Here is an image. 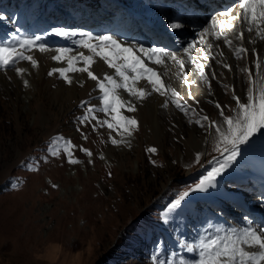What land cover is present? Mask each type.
Segmentation results:
<instances>
[{
  "label": "rangeland",
  "instance_id": "1",
  "mask_svg": "<svg viewBox=\"0 0 264 264\" xmlns=\"http://www.w3.org/2000/svg\"><path fill=\"white\" fill-rule=\"evenodd\" d=\"M29 3L34 4L30 0L24 7ZM38 4L43 6L46 1ZM0 25L6 26V20ZM221 47L214 50L215 60L208 57L206 65L210 67L205 71L212 91L220 93L222 106L229 105L224 111L231 115L235 102L232 92L222 85L246 98L247 74L242 69L249 67L248 61L252 67L253 56L249 52V58L238 61L228 46ZM218 52H223V62L231 71L217 63L221 60ZM30 54L38 67L33 69L26 61L18 64L27 70L22 78L14 70L0 71V264H153L157 252L159 260H191L196 253L187 252L181 243L195 244L202 234L239 223L237 209L226 205L238 213L232 217L204 198L221 195L220 191H241L244 184L238 182L245 176L248 156L263 155L264 138L245 146L247 150L218 178L223 187L219 193H192L180 209L164 219L167 205L177 194L187 191L223 160L214 150V133L194 122L197 115L219 119L215 103L204 94H209L208 86L194 73H188L193 82L188 77L190 83H185L182 76L176 85L171 81L168 85L195 113L185 115L172 104L168 108L136 105L132 113L122 109V114L137 120L138 128L127 138L130 147L114 146L108 137L120 140L115 131L107 126L92 131L96 121L77 122L85 112L80 107L82 101L99 105L100 93L81 76L85 73H69L73 82L66 84L58 73L48 76L53 67H67L50 59L55 53ZM171 72L169 75L177 78ZM213 72L215 80L211 79ZM25 79L29 87L24 86ZM154 112L156 121L151 120ZM96 115L100 120L110 119L102 112ZM81 132L87 135L86 140ZM57 136L77 146L73 155L79 164H68L63 153L60 157L48 155L50 140ZM79 147L91 151L92 157ZM149 147L157 152L148 153ZM29 160L39 161L37 171L21 166ZM222 199L215 201L224 203Z\"/></svg>",
  "mask_w": 264,
  "mask_h": 264
},
{
  "label": "snow or ice",
  "instance_id": "2",
  "mask_svg": "<svg viewBox=\"0 0 264 264\" xmlns=\"http://www.w3.org/2000/svg\"><path fill=\"white\" fill-rule=\"evenodd\" d=\"M7 19L9 23H15L11 18ZM161 19L164 27L174 36L178 35L179 30L187 27L185 23L180 22L179 17H169L167 13H163ZM5 20L6 17L0 14V23ZM234 21L242 22L246 25L248 33L254 32L255 38L264 41V0H232V4L223 7L222 10H214L213 14L208 17L206 26L196 33L199 40L187 43L182 48V55L177 51L166 50V47H146L143 44L132 43L130 40L125 42L115 35H94L86 31H68L57 27L49 35L71 40L75 48L49 47L42 42L44 36L41 35L12 36L10 40L0 43V71L7 73L14 70L16 76L22 78L27 70L17 67L18 64L26 61L33 69L38 67L37 59L30 53L34 50L41 54L54 51L55 54L50 59L57 63H66L67 67H53L48 72V76L58 73L60 79L71 85L73 81L69 73H86L89 80L95 81V87L100 93L97 98L98 106L91 105L88 101L81 102L80 107L85 109V112L83 116L77 117V122L84 125L86 122L96 121L92 125V131H96L98 127L107 126L121 137L120 140H116L109 135L108 139L112 145L130 147V140L127 138L132 137L133 132L137 130L138 122L135 118L122 114L121 110L128 113L135 112L137 109L133 101H143L155 93L164 98L161 107L168 108L169 104H172L185 115L190 112L195 113V109L180 102V94L171 85L166 84L162 78L168 76L173 67H178L185 83H188L187 65H195L199 69L198 74L201 80L208 86L209 95H212L209 74L205 71V68L210 66L200 62L207 56H211L213 60L216 59V56L211 55L214 47L212 40L219 41L223 38L224 45L228 46L238 61L249 58V49L244 46V32L235 35V39L241 41L240 46H233V40L228 36V32L234 30ZM16 31L19 32L20 29L17 28ZM75 37L79 38L73 39ZM209 37L211 39H208ZM248 42L255 44L256 39ZM77 49L85 51H77ZM193 49L201 53L199 58L192 55ZM217 55L221 57L217 63L231 71V66L223 62V52H218ZM251 55L255 57L251 61L255 72L252 71V67L242 69V72L247 74L246 98L244 95L236 94L228 85H222L226 91L232 92L231 100L235 102V106L230 108L231 115L224 111L225 108H229V105L222 106L219 102H214L215 108L219 110V119L197 115L194 121L200 127L205 128L209 134L214 133V150L223 157L222 162L218 161L217 166L201 176L198 182L189 186L187 191L178 193L177 197L167 205L164 219L167 220L169 213L180 209L192 193H209L211 189L219 190L220 180L218 178L224 176L230 166L236 162L237 157L242 154V150H247L245 146L251 147L257 139L264 138V56L256 49L251 50ZM97 58L103 61L108 69L113 70L112 73L105 72L103 79L92 70L93 65L97 64ZM151 64L158 66L162 71L154 69L150 66ZM211 79H216L214 72L211 73ZM142 81L150 86V91L141 83ZM23 84L29 87L26 79L23 80ZM121 90L133 100H127ZM189 98H192L191 93H189ZM100 112L110 119H98L96 113ZM77 131L80 129L78 128ZM81 136L85 140L88 138L83 132ZM76 148L77 146L70 140L57 136L50 140L48 155L60 157L63 153L68 164L76 165L80 163L73 155ZM79 151L88 157L93 155L84 147H79ZM146 151L155 154L157 149L149 147ZM199 161L200 155L197 154L196 162ZM44 162H47L46 157H44ZM153 164L155 165V161ZM38 165L39 161L36 160L21 163V166L28 171H37ZM257 207L264 209V192L258 197ZM181 247L189 253L195 252V257L191 260H185L183 257L179 259L170 257L164 261L158 259L160 254L157 252L152 257L153 264H264V223L254 227L253 222L249 221L245 227H232L227 230L218 227L214 232L200 235L195 244L181 243Z\"/></svg>",
  "mask_w": 264,
  "mask_h": 264
},
{
  "label": "bare ground",
  "instance_id": "3",
  "mask_svg": "<svg viewBox=\"0 0 264 264\" xmlns=\"http://www.w3.org/2000/svg\"><path fill=\"white\" fill-rule=\"evenodd\" d=\"M237 22H238V21H237ZM237 22H236V21L233 22V24L235 25L234 30L232 31V33H231L230 35H228L229 38H231V39L233 40V46H240V44H241V41H239V40H235V35L239 33V26H238V23H237ZM241 30H242V29H241ZM78 38H79V37H77V39H78ZM73 39H74V38H73ZM252 39H256V43H255V44H253V43H249V42H248L249 40H252ZM247 44H251L250 47L248 48L250 53H251V50H252V49H256V50H257L262 56H264V41H260L259 39L254 38L253 33H252V35H249V36H246V37H245L244 46L246 47ZM82 51H85V50L82 49ZM34 53H35V55H36L37 57H39L40 55H43V54H41V53H39L38 51H35V50H34ZM254 59H255V57L253 56V60H254ZM153 65H154V64H153ZM150 66H151V65H150ZM248 66L251 67V66H250V61H248ZM151 67H153L154 69H157L158 71H162V69L159 68V67L156 66V65L151 66ZM92 70H93L94 73H95L96 75H98L101 79H103V75H104L105 72H108V73H112V72H113L112 69H108L107 66L103 64V61H99L98 58H97V64L93 65V69H92ZM74 74H75V76L78 75V73H74ZM81 76L84 77V78H86V79H88L86 73L83 74V75L81 74ZM188 77H189V80H190V81H192V82L194 81V78H193L192 76H189V75H188ZM163 79H164V81H165L166 84H169L168 81H171V82H174V84L176 85V83H178V81L182 80L183 77L180 76L179 78H175V77H173L172 75H169V76L167 77V79H165V78H163ZM88 80H89V79H88ZM183 80H184V79H183ZM88 83L91 84V85H93V86H95V81L89 80ZM141 83L144 84V86H145L148 90L150 89V86H148V85L146 84V82H143V81H142ZM96 90L99 92L98 89H96ZM121 92H122V95H123L127 100H129V101H132V100H133L132 97H129V96H128L125 92H123L122 90H121ZM204 94L206 95L207 99H211V101H213V102H219V103L222 105L221 101L219 100V96H218V95H220V93H216V92H214V89H213V91H212V95L206 94V92H205ZM86 96H87V95H86ZM163 100H164L163 97H160L158 94L153 93L152 95H150V97L144 99L143 101H133V102L135 103V105H161L162 102H163ZM169 105H171V104H169ZM155 116H156V115H155V112H154V113L152 114V118H151V120H153V121L155 120V121H156V120H157V117H155ZM211 191H212V192L219 193V190H216V189H211ZM208 194H213V193H210V192H209Z\"/></svg>",
  "mask_w": 264,
  "mask_h": 264
}]
</instances>
